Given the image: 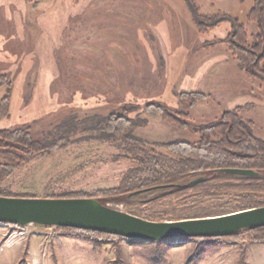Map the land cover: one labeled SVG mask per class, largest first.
<instances>
[{"label": "rangeland", "instance_id": "374dc122", "mask_svg": "<svg viewBox=\"0 0 264 264\" xmlns=\"http://www.w3.org/2000/svg\"><path fill=\"white\" fill-rule=\"evenodd\" d=\"M201 15L220 14L243 22L252 41L258 32L247 13L255 0H192ZM188 0H0V74L13 84L9 113L0 128L32 125L43 137L65 116L80 118L121 112L145 124L135 134L149 148L155 142L195 141L198 129L216 123L225 111L240 108L253 133L264 139V79L250 78L239 68L225 38L231 21L200 32ZM196 100L190 106L191 97ZM5 87H0V100ZM189 98V99H188ZM147 105L187 112L189 127L168 123ZM84 134H76V139ZM125 142L78 139L39 155L0 182L16 195L49 197L90 193L117 187L131 163L116 159L127 153ZM158 190L138 194L142 201ZM237 193L211 197H168L148 205L110 204L146 219L177 220L237 211ZM264 201V195H260ZM204 248L197 262L192 258ZM164 250L161 264H264V243L248 240L223 244L186 239L170 242L98 243L74 239L54 226L0 224V261L17 264H154V250ZM1 264V263H0ZM159 264V263H157Z\"/></svg>", "mask_w": 264, "mask_h": 264}, {"label": "trees", "instance_id": "16d2710c", "mask_svg": "<svg viewBox=\"0 0 264 264\" xmlns=\"http://www.w3.org/2000/svg\"><path fill=\"white\" fill-rule=\"evenodd\" d=\"M192 4V0H188ZM193 5V4H192ZM196 24L200 32L224 20L231 21V31L223 39L206 43L209 47L217 43H227L232 56L239 68L250 78L264 79V0H255L247 13V20L255 22L258 32L252 41L249 40L245 24L237 18H228L220 14L201 15L193 5ZM209 45V46H208ZM12 82L7 76L0 74V87H5V94L0 100V119L10 110ZM195 93L189 105L195 103ZM189 99V98H188ZM138 103H127L120 107L121 112L108 114L95 113L83 118L75 114L65 116L57 125L43 137H35L32 125L23 123L16 128H0V182L9 177L12 172L36 158L39 155L54 152L66 147L78 139H104L125 142L127 153L116 155L131 163L117 187L106 190H96L90 193H61L49 197H91L104 205L122 204L131 207L136 204L148 205L165 200L168 197L181 198L192 193L197 197H211L221 192L237 193L235 201L238 209H248L264 206L260 195H264V139L257 137L249 121L243 119L240 108L225 111L216 122L198 129L199 136L195 141L155 142L154 146L162 147L176 156H170L161 151L147 147L145 140L135 134L137 126L145 123L130 115L139 109ZM158 112L163 119L172 125L189 127L186 121L190 118L187 112H171L165 106L147 105L146 109ZM84 134L76 139V134ZM223 168L252 169L255 175H240L223 172ZM205 177L204 182L186 186L192 179ZM156 187H166L155 189ZM158 190L153 197L145 200L137 198L138 194ZM172 190V193L169 192ZM0 195L18 197H36L33 195H16L0 189ZM114 207V206H112ZM162 221L166 218L158 217ZM0 224H4L1 223ZM56 232L74 239L98 243L114 242L119 246L124 241L137 243L170 242L174 239L163 240H134L120 235L100 231L79 229L75 227L54 226ZM199 243L213 242L223 244L228 241L248 240L252 243H264V226L255 229H244L231 236L212 238H178ZM164 250L155 249L154 264L164 260ZM204 248L192 260L197 262L204 255ZM108 264H125L120 257Z\"/></svg>", "mask_w": 264, "mask_h": 264}, {"label": "water", "instance_id": "95a60500", "mask_svg": "<svg viewBox=\"0 0 264 264\" xmlns=\"http://www.w3.org/2000/svg\"><path fill=\"white\" fill-rule=\"evenodd\" d=\"M223 172L255 175L243 168ZM197 177L185 184L204 182ZM166 187H156L163 189ZM172 193V190H169ZM0 222L11 225L66 226L120 235L136 240L212 238L231 236L244 229L264 226V206L229 213L177 220H150L104 205L91 197H18L0 195Z\"/></svg>", "mask_w": 264, "mask_h": 264}, {"label": "crops", "instance_id": "0c3cea01", "mask_svg": "<svg viewBox=\"0 0 264 264\" xmlns=\"http://www.w3.org/2000/svg\"><path fill=\"white\" fill-rule=\"evenodd\" d=\"M18 260H19V259L14 258V259H11L8 263H9V264H17V263H18ZM0 263H1V264H7V263L4 261V259H3L2 261H0ZM31 264H32V263H31Z\"/></svg>", "mask_w": 264, "mask_h": 264}]
</instances>
